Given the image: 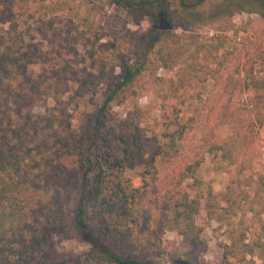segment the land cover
<instances>
[{
  "label": "trees",
  "instance_id": "obj_1",
  "mask_svg": "<svg viewBox=\"0 0 264 264\" xmlns=\"http://www.w3.org/2000/svg\"><path fill=\"white\" fill-rule=\"evenodd\" d=\"M75 1L0 0V264H57L47 250L65 229L52 183L66 171L79 178L72 230L89 247L79 264H156L149 256L159 242L158 228L196 245L201 241L196 217L208 196L190 198L182 184H199L196 172L205 154L228 152L216 135L181 155L179 145L193 125L180 120L178 93L188 76L213 80L203 126L211 132L224 116L237 142L246 140L247 126L232 109L236 81L221 73L232 56L225 44L237 29L234 12L264 19V0H108L134 18L149 17L151 26L134 49L106 41L97 9L78 8ZM203 28L210 38L179 53V35H199ZM156 64L177 77L167 79L168 91L157 93L165 130L155 139L152 165L140 173L141 185L134 186L127 173L135 166L130 146L142 140L140 126L114 109L135 94L144 75L156 80ZM103 82L90 116L75 126L71 93ZM249 88L263 89L264 79L251 78ZM251 106L263 114L264 96ZM223 248L226 255L232 246ZM172 264L198 263L186 255Z\"/></svg>",
  "mask_w": 264,
  "mask_h": 264
},
{
  "label": "rangeland",
  "instance_id": "obj_2",
  "mask_svg": "<svg viewBox=\"0 0 264 264\" xmlns=\"http://www.w3.org/2000/svg\"><path fill=\"white\" fill-rule=\"evenodd\" d=\"M75 6L97 9L104 39L116 41L123 48H137L144 38L142 33L151 26L148 16L134 18L108 0H76ZM233 16L237 29L226 35L225 44V49L232 56L221 75L224 78L231 73L236 81L231 90L232 109L235 117L242 119L247 126L248 137L238 143L231 121L224 116V122L211 132L205 129L204 120L216 86L211 79L199 82L188 76V82L178 93L179 101H182L180 120H191L193 128L184 143L179 145L181 155H191L190 150L199 148L203 137L216 135L226 141L228 152L205 154L196 172L199 184L193 187L191 179L182 184L190 198L195 197L197 192L204 198L208 196L196 217V223L203 228L201 241L196 245L185 236L158 228L159 242L149 256L156 264L180 262L186 255L198 264H226L225 258L228 264H264V113L259 115V109L251 106L256 96H264V88L245 89L251 78L264 79V19L242 11L234 12ZM198 32L199 35H179L180 42L176 46L179 53L187 45L196 41L203 43L211 36L208 28ZM170 53L175 55V52ZM155 67L153 76L156 80L144 75L135 85V94L126 104L114 109L122 119L129 115L140 126L142 140L130 146V157L135 166L127 173L134 186L141 185L140 173L152 165L159 149L155 139L165 130L162 99L157 93L168 91L167 79L177 77L173 71L165 70L158 64ZM105 86L106 82L99 86L78 87L71 93L68 107L75 126L88 119ZM137 109L143 113L138 114ZM226 112L229 113V110ZM115 152L120 157L124 155L123 152ZM52 187L59 194L62 205L60 226L65 230L54 237L47 250L48 257L57 264H79L89 247L72 230L79 188L77 173H61ZM154 187L152 182V191ZM224 245L232 246L226 255Z\"/></svg>",
  "mask_w": 264,
  "mask_h": 264
}]
</instances>
